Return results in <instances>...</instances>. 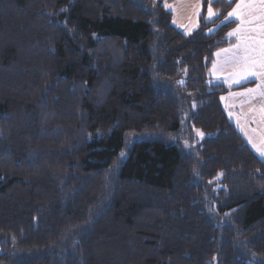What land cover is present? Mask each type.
I'll use <instances>...</instances> for the list:
<instances>
[{"label":"trees","instance_id":"trees-1","mask_svg":"<svg viewBox=\"0 0 264 264\" xmlns=\"http://www.w3.org/2000/svg\"><path fill=\"white\" fill-rule=\"evenodd\" d=\"M165 1L0 0V264H264V161L209 82L237 0L189 34Z\"/></svg>","mask_w":264,"mask_h":264},{"label":"crops","instance_id":"crops-1","mask_svg":"<svg viewBox=\"0 0 264 264\" xmlns=\"http://www.w3.org/2000/svg\"><path fill=\"white\" fill-rule=\"evenodd\" d=\"M202 1L203 0H201V11ZM173 2L174 0L169 1L168 3H165V5L167 6ZM239 2L240 0H237L236 4ZM236 4L231 11H233V9L236 7ZM255 7L257 8L256 15L259 16L260 13L258 9L260 5L257 3ZM235 22L236 26L233 30H235L238 25H240V21ZM261 23L264 22H254L252 25H248V27H255L259 29ZM172 24L181 31V27L189 26V21H184V19L181 18V15L176 18L175 14L172 13ZM198 25L193 27L191 31L183 33L189 34L193 32L198 27ZM233 30L231 32H233ZM241 35H243V33H241ZM253 35H255L257 39L264 38V36H261L259 33H254ZM227 38L231 41V45L224 49L234 50L235 46L240 43L237 35L227 36ZM224 49L216 52L214 56L216 69L214 70L212 65L209 82L212 85H223L228 89V92L221 97L222 106L226 111L230 121L236 126L237 130L244 137L248 145L264 161V133L261 134V132H259V124L264 121V114L259 109L260 99L252 102L250 98L248 99L247 97H244L246 95L249 96V89H255L256 91L253 93V95L257 97H259L258 92H264V74H259L262 72L259 66L250 68L246 72H236L231 64L225 63L226 55H232L233 53L229 52L226 54L223 52ZM218 53L219 55H217ZM235 54L243 55V50L241 49L236 51ZM252 73H258V75H253ZM239 94H245L242 97L244 98L243 101L234 100L233 97Z\"/></svg>","mask_w":264,"mask_h":264},{"label":"snow or ice","instance_id":"snow-or-ice-1","mask_svg":"<svg viewBox=\"0 0 264 264\" xmlns=\"http://www.w3.org/2000/svg\"><path fill=\"white\" fill-rule=\"evenodd\" d=\"M215 0H209L208 8V19L211 20L214 15H217L213 12L211 4ZM259 4L258 9L260 15L257 16L256 4ZM237 12H241L242 15L239 17L240 25L233 30V32L228 33L229 36L237 35L240 43L235 46L234 50L224 49V53L232 52V55H226L225 63L231 64L234 67L236 72H246L250 68L259 66L262 70L259 74H264V38L257 39L254 33H259L261 36H264V23L260 24L259 29L255 27H248L254 22H264V0H247V3L244 0H240L236 4V7L233 11L228 13V17L225 18V21L222 24L226 23L228 18L232 17ZM243 33V35H241ZM243 50V55L235 54L236 51ZM219 55V53L217 54ZM213 69H216V64H213ZM253 75H258V73H252ZM249 93H254L255 89H249ZM264 95V93H262ZM223 99V98H222ZM123 155V154H122Z\"/></svg>","mask_w":264,"mask_h":264},{"label":"rangeland","instance_id":"rangeland-1","mask_svg":"<svg viewBox=\"0 0 264 264\" xmlns=\"http://www.w3.org/2000/svg\"><path fill=\"white\" fill-rule=\"evenodd\" d=\"M227 1H231V0H227ZM166 3L169 2V0L165 1ZM245 3H247V0H244ZM210 5L207 6V10H206V15H205V20L207 22L212 21L216 15L213 16V18L211 20L208 19V8ZM212 7V5H211ZM166 8L175 14L176 18L181 15V18L184 19V21H189V26L187 27H181V31L182 32H189L191 31V29L195 26H197L199 24V17L201 15V0H174V2L172 4H168L166 6ZM213 10V8H212ZM214 12V10H213ZM215 13V12H214ZM242 15L241 12H237L236 14H234L232 17L228 18L227 21H240L239 17ZM186 23V22H185ZM192 23V24H191ZM229 36V35H228ZM230 39V38H229ZM230 41V40H229ZM221 60V58H220ZM220 65H221V61H220ZM262 86V85H260ZM262 93L264 92H258L259 97L254 96L253 93H250L249 96H244L245 94H239V95H235L234 100H244V97H247L248 99L250 98V100L256 101L257 99H260V110L261 112L264 114V95H262ZM252 104V103H251ZM264 119V117H263ZM259 128L261 134L264 133V121H262L259 124Z\"/></svg>","mask_w":264,"mask_h":264}]
</instances>
